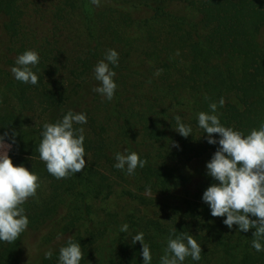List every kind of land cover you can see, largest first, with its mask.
<instances>
[{"label": "trees", "instance_id": "obj_1", "mask_svg": "<svg viewBox=\"0 0 264 264\" xmlns=\"http://www.w3.org/2000/svg\"><path fill=\"white\" fill-rule=\"evenodd\" d=\"M24 2L0 0V126L4 122L9 135L15 134L14 166L33 169L40 188L23 205L28 229L12 243L0 242V264H57L69 238L82 248L81 264H143L142 245L131 241L138 232L150 246L152 264H158L174 228L201 245L200 261L187 258L184 264H264V252L251 247L255 229L230 230L224 217H212L201 199L209 185L197 187V177L175 166L209 161L216 151L197 126V113L210 112L211 103L224 126L245 134L264 122V0H100L108 9L97 14V31L90 0H62L61 26L68 31L81 16L91 44L74 48L68 61L59 51L39 54L37 85L11 73L30 45L21 30ZM108 49L119 54L111 101L92 90L99 86L94 66ZM130 93L144 100L136 111L133 102L121 101ZM14 107L31 116H8ZM105 109L110 113L103 119ZM69 110L87 115V124L76 127L85 129L90 162L85 157L80 173L56 179L39 159L40 133L44 123H55ZM177 115L192 127L187 138L175 130ZM133 151L146 159L144 168L128 175L113 167L116 152ZM155 196L178 198L166 202L171 205L160 222L121 205L157 204ZM124 223L128 233L119 231ZM48 250L51 259L44 257Z\"/></svg>", "mask_w": 264, "mask_h": 264}, {"label": "clouds", "instance_id": "obj_2", "mask_svg": "<svg viewBox=\"0 0 264 264\" xmlns=\"http://www.w3.org/2000/svg\"><path fill=\"white\" fill-rule=\"evenodd\" d=\"M90 3L99 6L100 0H90ZM118 61L117 51L108 49L104 58L93 69L99 86L92 90L108 101L113 100L118 88L114 79L116 72L113 70L118 66ZM39 62L40 55L37 51L26 50L17 56L11 73L19 82L37 85L38 75L33 69ZM223 105L224 100L221 98L219 106ZM217 107L216 103H211L210 112L197 113V126L207 135V143L217 146L206 163L207 175L216 183L207 187L201 199L208 205L212 217H224L222 222L230 230L234 225L238 232L255 229L251 247L257 252H264V122L245 134L224 126L216 114ZM174 120L178 134L184 138L189 137L192 127L184 124L179 115ZM85 124L86 113L71 110L55 123L43 124L37 151L49 175L56 179L76 175L85 169V157L90 162L84 147L85 129L76 127ZM213 134H218V138ZM6 136L7 133L0 135V242L12 243L28 229L29 219L23 205L36 195L40 180L33 169L30 171L24 165L14 166L8 152L15 143V134L11 137V143H6ZM114 160L116 162L113 167L128 175L134 174L137 168H144L147 163L146 159L134 151L116 152ZM119 231L128 233L129 225L124 223ZM131 241L142 245L140 255L143 264H152L153 254L144 240V233L132 235ZM201 253V245L192 235L178 232L174 228L158 264H184L187 258L198 262ZM52 256V250L44 253L45 259H51ZM83 258L79 242L69 238L59 248L57 264H81Z\"/></svg>", "mask_w": 264, "mask_h": 264}, {"label": "rangeland", "instance_id": "obj_3", "mask_svg": "<svg viewBox=\"0 0 264 264\" xmlns=\"http://www.w3.org/2000/svg\"><path fill=\"white\" fill-rule=\"evenodd\" d=\"M62 0H25L24 4L22 5V12L23 17L21 20V30L23 31L22 36L30 39V45H27L28 50H39V54L48 51L53 50L56 53L59 51L61 52V56L65 59V61H68L70 59V54L75 49L79 47L80 49L85 48L86 45L91 44L89 32L87 31V20L83 24L82 21H80L81 16H76V23L73 24V22L70 23L69 30H65L63 25L61 26L62 22L60 20V16L58 15L59 8L64 7L61 5ZM92 20H95L92 23L93 28L97 31L99 30V26L96 23L97 14L99 12L105 11V9H108L104 5L99 3V6L92 5ZM65 13H62L61 16H63ZM82 18V17H81ZM109 19L114 18L113 16L108 15ZM136 29V28H135ZM133 36H138L136 30H133L132 32ZM110 40V38H108ZM16 43H22L19 40H16ZM19 45H15L14 53L17 49L20 48ZM78 49V48H77ZM107 48L105 47L104 50ZM126 98H122L121 101H127V103L133 102L135 104L134 110L136 111L141 106L140 104L144 103V100L141 99L136 93H130L125 96ZM102 99H104L102 97ZM165 107V105L160 106L159 109H162ZM110 113L109 109H105L102 111V117L104 119L103 114L104 113ZM8 116H16L19 119H23L26 121V118H29L31 114L26 110H19V108L14 107L12 110L9 109V112L7 111ZM10 120H7V123L10 125ZM15 123V122H14ZM13 123V124H14ZM27 126V124H25ZM8 125H6L4 122H2L0 126V135H5L7 133V136L5 137L6 143H11V137L9 135V132L6 131L8 129ZM12 127V126H11ZM6 128V129H5ZM4 129V130H3ZM13 129V128H12ZM19 130L23 132L26 136L29 134H26L27 129L24 127L19 126ZM108 134V133H107ZM107 134H104L106 137ZM15 150L14 145L12 144L11 149L8 152L9 157L11 158V155H13ZM208 160L202 159L199 161L192 162L188 165H184L183 163L175 162V166L177 167H184V172L188 176L197 177L199 180L194 181L197 185V187L201 186L202 184H208L209 186L212 183H216L211 177L207 175L206 170V163ZM180 196V195H178ZM157 204H149V205H140L139 202H125L122 201L121 205L127 204L130 205L128 208L131 209L132 212L133 208H138L141 211V216L153 220L155 222H160L164 219L165 213L167 212V206L171 205L166 202H175L178 200L176 197H171L169 199H165L161 196H155ZM206 207L209 209L208 205L206 204ZM129 211V212H130Z\"/></svg>", "mask_w": 264, "mask_h": 264}]
</instances>
